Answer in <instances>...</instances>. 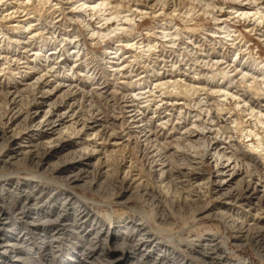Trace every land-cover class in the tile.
<instances>
[{
  "label": "bare ground",
  "instance_id": "1",
  "mask_svg": "<svg viewBox=\"0 0 264 264\" xmlns=\"http://www.w3.org/2000/svg\"><path fill=\"white\" fill-rule=\"evenodd\" d=\"M149 1L154 7L162 4L163 9L168 2ZM37 2L50 9L52 17L47 23L39 21L41 7H35L32 0H0V75L7 69L11 73L7 81L0 78V87L7 90L0 93V169L19 163L47 173H33L38 178L34 182L1 189L0 231L4 236L0 264H91L112 244L124 252L109 253L105 264H126L127 260L145 264L153 253L151 264L181 257L170 244L174 238L157 236L149 230L146 218L133 214L124 222L127 231L131 228L129 236L104 224L85 226L84 218L93 213L96 202L80 199L73 192L56 202L58 187L40 183L63 179L70 187L89 183L92 189L93 178L106 179L112 164L116 170L108 185L114 200L122 201L137 191L165 222L173 216L168 201L173 207L202 204L200 213L222 219L236 241H252L264 253V1L237 0L229 9L212 0L183 2L182 6L190 7L186 8L188 15L183 10L184 24L190 12L200 11L214 27L164 24L160 30L149 28L146 40L132 38V25L151 15L146 6L132 4V0H76L73 11L79 18H68L70 28L62 23V31L56 13L61 5L56 0ZM94 18L98 21L93 23ZM77 21L84 25L83 33L71 28ZM127 32V38L120 36ZM84 36L94 44L113 40L100 53L104 75L99 80H103L100 85L108 82L106 76L113 81V102L129 132L117 130L114 122L105 124L92 107L87 119H78L77 111L70 113L73 109L68 106L58 112L64 95L79 87L72 70L82 63L79 55L86 46L78 41L73 44L76 37ZM251 36L258 46L249 42ZM8 53H19L24 60ZM92 73L96 78L97 73ZM88 96L86 102H91ZM18 120L31 125L18 131ZM137 148L142 150L139 154ZM7 175L0 176V181ZM171 184L187 188L186 196L175 198ZM10 191L20 197L17 203L22 211L20 220L14 217L15 228L2 226ZM72 216L75 219L70 220ZM114 216L107 213L109 220ZM68 224L81 238H90L87 247H93L87 252L69 249L71 259L60 260L58 239ZM186 241L189 252L210 260H222L228 251V238L212 229Z\"/></svg>",
  "mask_w": 264,
  "mask_h": 264
},
{
  "label": "rangeland",
  "instance_id": "2",
  "mask_svg": "<svg viewBox=\"0 0 264 264\" xmlns=\"http://www.w3.org/2000/svg\"><path fill=\"white\" fill-rule=\"evenodd\" d=\"M189 1H194V0H168L167 5L163 9L162 6H161L162 4L161 5H155L156 7H154V6H152V2L149 1V0H132V4H142L143 6H146L147 11H149V15H151L150 17L145 18V19H139L138 18L139 20H137V23L136 24L133 23V25H132V38L142 37V38H144L146 40L147 31H148L149 28H153L154 27V30H156V28L158 27L159 29L157 28V30H160V25L163 26L164 24L166 26H173V25L178 26L179 25L181 28L185 27V26L186 27H190V28H198V27L199 28L207 27V28H210V29L213 28L215 23L213 21L209 22V17L207 16V14H203L200 11H199L200 14L197 11L190 12L194 16L190 15L188 17V19L191 17L189 19V21H186L187 24H184L185 21H183V20L184 19L186 20L184 15L185 14L188 15L186 8L189 7V6L188 5L182 6V4L183 5H184V3L189 4L190 3ZM212 1L216 2L219 6L222 5L221 7H224V8L226 7L225 9H227V8L229 9L230 7H232L234 5L233 3H235L237 0H233V1L232 0H212ZM56 2L59 3L58 6L61 5L59 10L56 11V13L59 14V16H58L59 18L57 17V21L61 25L60 29L63 28V24L66 25L68 28H70L67 25V21H69V19L78 20V18H79V16L78 17L75 16L76 13L73 11V8L78 6L77 5L78 1L76 2V0H56ZM33 3H34L35 7H41L40 8L41 9L40 13L42 14V17L39 20L41 23H47V21L51 20L52 15L49 14V10L50 9L47 6H44V5L42 6L41 4H37L38 3L37 0L36 1L32 0V4ZM66 8H67V10H65ZM177 8H179V9H177ZM181 8H182V10H181ZM189 9H190V7H189ZM70 10H72V11H70ZM158 10L159 11L162 10L164 13L160 12L162 14L161 15V14H159ZM183 10L185 11V14L183 13L184 12ZM165 11H167V13ZM172 12H173V14H172ZM195 12H196L197 15L195 14ZM154 14L157 17H153ZM157 14H159V15H157ZM181 15H182V17H181ZM83 17H86L88 19V16H83ZM166 18H167V20H166ZM182 18H183V20H182ZM97 21H96V18L93 19V23L97 22ZM71 28L73 30L78 31V32L81 31L82 33L84 31V29H83L84 25L80 21H77V22L71 24ZM61 31H62V29H61ZM47 35H45V36H47ZM71 36H72V38L74 37V35H71ZM120 36H123L124 38H127L128 36H130V34L127 32V34H122ZM59 37H60V35H59ZM76 38H77V39H75L76 40L75 41L76 44L75 43L73 44V42H74L73 41L72 42L73 45H77V43L80 42L81 45H83L84 47L86 46L83 49L84 51H80L81 54L79 55V57H80L79 61H82V63H80L78 61V63H80L79 67L76 66L72 70V71H74L73 73H74L75 80L77 82H79L80 84H78L79 87H75L76 89L70 90L73 94L69 91V92H67L68 95H64L63 99L65 100L64 101L65 103L63 102V99L60 101L61 104L59 102L58 112H61V111L63 112V110H65V108H67V106H68L69 109H73L72 111H70V113H73L74 109H75V111H77L76 117L78 119H80V118L87 119L88 116L90 115V113H87L88 109H89V107H92L90 110H93L92 112H94V114H95V116L97 118L103 120V122L105 120V122H104L105 124L110 125V124H114L115 123L114 125H115V128L117 130H120V128H121V130H123V129L125 130L123 132H129L128 131V123L122 118V115H121L118 107L117 108L115 107V106H118V105L117 104L115 105V103L113 102V97H112L113 93L112 92H115V90L112 89L113 88V85H112L113 81H111V78H109V76H106V78L108 79V80L106 79V81H108V82L106 84H102V85H104V87H102V85H100V83H102L103 80H99L100 76L104 75V73L102 71V67L103 66L100 63V59H99L100 58V53L102 52V50L105 49V47L107 46V44L109 42L113 43V40L106 41V42H99L98 44H94L95 42L91 43L92 41L88 40V38L86 36H84V39L87 38L86 40L88 42L86 40L82 39V37L81 38L80 37L79 38L76 37ZM79 39H81V41H79ZM72 44L68 45L67 46L68 48H66L64 50L65 54H66V52H68L69 50L72 49V46H73ZM58 45H59V43H58ZM161 49L162 48H160L159 50H161ZM6 52L7 51H5V53H4L5 55L7 54ZM74 53L75 54H79L78 52H74ZM186 53H188V52H186ZM10 54L11 55H15V56H11L14 59H16V57H17V59L19 61H23L24 60V59H22V57L20 56L19 53H17V54L8 53V55H10ZM86 55L88 56V58L86 57ZM69 61H70V64L74 63L73 60H69ZM13 64H15V63L11 61L10 65L13 66ZM184 66L185 65H183V67ZM86 67H89V68H86ZM7 68H8V66H7ZM5 71L6 72L3 73V75L2 74L0 75V78L2 77V79L4 81H7V76L9 74L11 75V73L7 72V71H9L8 69L5 70ZM92 72L97 73L96 74V78H95V74H93ZM16 77H17V75L14 76V79H19L18 77L17 78ZM12 79H13V76H12ZM98 83H99V85H98ZM10 89H12V88H10ZM4 90L1 88L0 93L7 92L6 89H4ZM2 91H4V92H2ZM77 91H79V92H77ZM60 92H62V91H60ZM99 92H102L104 94V96L101 93H99ZM63 93H65L64 90H63ZM87 94L90 96V98L92 97L91 98V100H92L91 102H88V101L86 102L87 98L85 96H88ZM100 94H101V96H100ZM72 97H74V99ZM70 102H71V105H68V104H70ZM65 104H67V105H65ZM72 104H73V106H72ZM111 105L112 106L114 105L113 108H112ZM0 108H1V102H0ZM98 110H100V111L98 112ZM96 112H98V113H96ZM80 113H81V115H84V116H80ZM119 114H120V116L118 117V119L114 118L115 116H118ZM98 115L102 116V117H99ZM75 120H76V118H75ZM18 121L20 122V120H18ZM18 121H16V122L19 123ZM0 122H3V121H0ZM24 122L25 121L20 122V125H19L20 127L17 129L18 131L24 130V128H26L27 126L31 125V123H29L28 121L25 122V125H24ZM15 123H14V125H15ZM129 150H130V153H131V151H132L131 148ZM140 150H141L140 148H137L136 149V152H137L136 154H139ZM130 153L126 154V156H129ZM57 160H58L57 158L53 159V161H57ZM110 169H111V171L109 173H111V174H109V176L110 175L111 176L110 177L108 176L106 179L102 178L101 180H99L97 177H95V178L92 177L96 181V184H95V186L92 189H89L87 187L89 183H84L81 186L70 187V186L64 184V180L63 179H58L60 181L58 183H51V182L44 181V180L40 181V183L44 187L45 186L58 187V190H57L58 197L57 198L53 197L54 201L56 200V202L59 201V200H63L65 198L66 194L69 193V192L75 193L80 199L86 200L88 198L89 201H92L93 203L96 202L95 203V209H93V213L91 215L86 216L84 218L85 221H86V222L84 221L85 226H87V225L88 226H90V225L95 226L96 224H98V226H100V225L104 224L106 226V228L110 229L111 231H117V232H120V234L123 233L124 235L129 236L131 234L130 233V229L131 228H129L128 231H127V228H125L126 226H125L124 222L128 221L127 219L130 218L131 216H133V214H136V215H138V216H140L142 218H146L148 220V223H149L147 226L149 228L151 227L150 229L149 228L148 229L151 230L152 232H154L157 236H159L161 238H164L166 240H169L170 238H174V239L176 238L177 239V240L173 239L172 243H170V244L173 246L172 248L178 254L181 255L182 258L179 256L175 260L166 261L165 264H172V263L173 264H177V263L178 264H188V262H192V264H230V263H232V264H243L242 262L245 259H249L250 264H264V253L261 252L254 245V243L252 241H246V242H243V243L242 242L239 243L238 240L236 241V239L234 237L235 234H234L233 230L231 229V227H230V225L228 223H226L225 221H223L222 219H220L218 217H215L214 215H207L206 213H200L199 212L202 204H199V203L192 204V205L183 204L182 206H180L181 207L180 208V207H173L172 206V202L168 201V205L170 207H172L171 211H172V215L173 216H172L171 219H169V221L165 222V221H161V219L159 218L158 211L156 210V208H154V206L152 207V205H151V203L149 201L144 200V198L142 199V196L141 195L139 196V194H141V193H138L137 191H134V193H132L129 196H125L122 199V201L114 200V198H113V192L114 191L112 189H110L108 183L110 184V181L112 179L111 178L112 177V173H115V170H116L115 164L114 165L112 164ZM36 172L37 173H41V174L44 173L41 170L40 171L33 170V169H31V167L26 166V165H22V164H19V163L15 164L14 166H6V167L1 168L0 169V176L4 177L3 176L4 174H8V175H7V178H6L5 181H0V193H1V189L5 188V190H6L8 187L10 188L11 186H14L15 184H18V183L21 184V185H24L27 182L28 183L29 182H34L37 177L33 176L32 174L36 173ZM44 174H47V173H44ZM171 187H170L171 192H172V194L174 195L175 198H179V199L182 198L183 199V197L186 196V189L187 188L182 187V185H180V184H171ZM177 192H178V194H177ZM12 195H13V197H12ZM77 199L78 198L76 197V200ZM17 201L18 202L20 201V197H18V195L14 194L12 191H10L9 194H8L7 205L3 207L5 212H6V215L2 216V226H4L5 223H6L7 226H10V228H15L14 226L16 224L14 225V222L16 221V218H14V217L20 216V212H22L20 210V206L17 203ZM54 201H53V203H54ZM209 202L210 201H208V203ZM50 205H53V204H50ZM41 206H42V204H41ZM65 210L62 211L63 214H66V212H67V210L66 211ZM107 213L108 214L112 213V214H115L116 216H114V218H112V220H109V218L107 217ZM19 218L20 217H18V219ZM69 219L73 220L75 218L72 216V217H69ZM63 223L64 222H62V224ZM46 225L49 228L53 227L50 223H46ZM59 228H63V227L60 226ZM74 229L75 228L70 227V224H68V226L65 228V231H63L62 234L59 235L60 238L58 239V241H59L58 245L61 248V252H59L60 254L58 255L59 259L60 258L69 259L71 257L69 255V253H68V252H70L69 249H71V250L83 249L84 251L87 252V250L89 248L93 247V246L87 247L88 246L87 244H88L90 238H84V239L81 238L80 233H78ZM153 229H155V230H153ZM210 229H212L214 232H218L219 236L222 234V235H225L228 238V251L223 254L222 260H221V257L217 258V259H214V260L203 258L200 255H196V254H193V253L189 252L190 249L187 248V246H186V244H187L186 240H189L191 237H193V238L197 237L198 238L199 236H203ZM3 236H4L3 232L0 231V241L3 240ZM182 239H183V241H182ZM35 242H37V240L34 241V243ZM95 242L97 244V241H95V239H94V243L93 244H95ZM126 243L128 245H130L128 242H126ZM1 249L2 248H1V245H0V250ZM107 250L108 251L106 252V254H101L102 257L100 255L99 257H96L93 260V262L90 261L91 264H105L106 263L105 261L110 259L109 253H114L115 251H118L120 253L124 252L123 249H116L113 246V244L112 245H108L107 246ZM104 256H105V258H104ZM152 256L154 257V256H156V254L153 253ZM153 257L147 258L146 262H148V263H145V264H151L149 260H152ZM183 259H185V260H183ZM126 264H130L128 262V260H127Z\"/></svg>",
  "mask_w": 264,
  "mask_h": 264
},
{
  "label": "built area",
  "instance_id": "3",
  "mask_svg": "<svg viewBox=\"0 0 264 264\" xmlns=\"http://www.w3.org/2000/svg\"><path fill=\"white\" fill-rule=\"evenodd\" d=\"M248 40H249V42H251V44H252L253 47L258 46V44L256 43L257 41L254 40V37L251 36V38H248Z\"/></svg>",
  "mask_w": 264,
  "mask_h": 264
}]
</instances>
